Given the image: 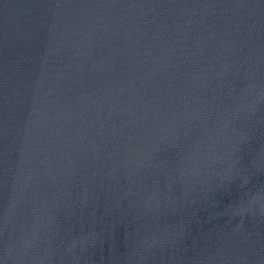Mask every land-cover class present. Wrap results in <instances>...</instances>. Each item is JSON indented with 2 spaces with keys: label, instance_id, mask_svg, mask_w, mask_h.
I'll return each mask as SVG.
<instances>
[{
  "label": "water",
  "instance_id": "obj_1",
  "mask_svg": "<svg viewBox=\"0 0 264 264\" xmlns=\"http://www.w3.org/2000/svg\"><path fill=\"white\" fill-rule=\"evenodd\" d=\"M0 264H264V0H0Z\"/></svg>",
  "mask_w": 264,
  "mask_h": 264
}]
</instances>
